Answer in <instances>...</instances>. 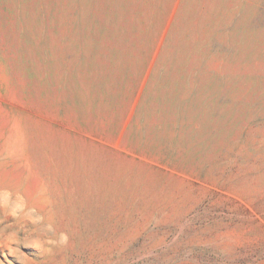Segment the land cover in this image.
<instances>
[{
    "label": "rangeland",
    "instance_id": "obj_1",
    "mask_svg": "<svg viewBox=\"0 0 264 264\" xmlns=\"http://www.w3.org/2000/svg\"><path fill=\"white\" fill-rule=\"evenodd\" d=\"M0 264H264V0H0Z\"/></svg>",
    "mask_w": 264,
    "mask_h": 264
}]
</instances>
